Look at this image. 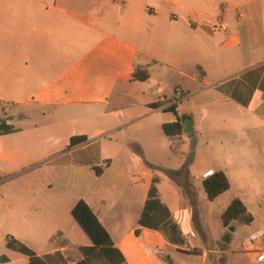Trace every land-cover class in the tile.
<instances>
[{
	"label": "crops",
	"instance_id": "1",
	"mask_svg": "<svg viewBox=\"0 0 264 264\" xmlns=\"http://www.w3.org/2000/svg\"><path fill=\"white\" fill-rule=\"evenodd\" d=\"M225 1L0 0V107L12 109L0 121L14 127L0 134V257H6L0 264L29 263L7 248L9 237L46 264H109L88 250L93 243L71 215L79 200L127 264H161L160 245L199 252V264H225V253L246 255L243 240V250L225 246L240 226L247 235L263 231L253 222L234 221V231L222 224L219 248L191 251L183 234L192 222L189 197L165 173L180 170L191 155V134L183 125L167 137L163 124L177 116L191 120L192 105L217 104L229 113L221 118L240 119L247 130L257 118L264 122V0ZM136 71L147 78H136ZM75 136L83 142L68 148ZM78 148L82 158L71 157L61 171L72 178L83 172L102 186L63 188L52 183L54 174L43 182V172L55 166L43 163ZM218 170L189 167L195 202L208 201L202 175ZM153 185L170 220L180 224L174 242L160 228L139 224ZM236 197L251 213L233 195L220 216ZM226 233L229 243L221 241Z\"/></svg>",
	"mask_w": 264,
	"mask_h": 264
},
{
	"label": "rangeland",
	"instance_id": "2",
	"mask_svg": "<svg viewBox=\"0 0 264 264\" xmlns=\"http://www.w3.org/2000/svg\"><path fill=\"white\" fill-rule=\"evenodd\" d=\"M224 1L220 0V2ZM9 110L12 109L8 108L7 105L0 107V116L2 115L1 112L6 114L9 113ZM222 114L229 113L222 112L221 107H218L217 104L200 105L198 107L192 105L190 119L195 121V132L189 135L187 142L188 147L191 149L190 152L193 159L190 166L194 168L203 167L204 169L210 166L216 169H222L227 172L228 178H230L231 189L215 200H197L194 208L191 206L189 199L186 202L191 207L192 214L193 211L196 212L197 218V222L192 220L188 229L183 232L186 244H188L191 251L199 247L209 249L214 246L219 248L218 232L222 229L219 212L233 195L240 197L248 204L254 216L252 228H260L264 232V143L261 141L264 137V122L262 119L257 118L254 120V124L251 125L253 129L247 130L243 128L240 119H236L235 122L231 115H228L229 117L227 118H221L220 116ZM61 139L60 137L53 144L55 148L61 146L63 142ZM84 145L85 143L81 146ZM79 149L73 155L66 156V154L65 156H61L63 157L61 159L55 158L49 164L43 163V169H46L47 165H55L54 171L51 169L49 172H43V182L49 179L48 176L50 174H54L52 183L54 185L57 183L61 184L63 188L77 182L84 183L86 187L93 185L91 189L100 185L102 186L101 183L93 181V179L87 177L83 172L72 178L61 171V165L71 157L82 158L85 151ZM56 169L59 171L60 176L57 175ZM188 188L189 185L186 183L184 189ZM184 189L183 193L188 197ZM191 195L193 196L192 192H190V197ZM115 206L118 209V205ZM179 226L180 224H177L178 228ZM160 230L167 233L165 229ZM204 234L207 239L204 238ZM247 234L248 229L240 226L232 234V244L225 246V249L227 251L231 249L238 250L239 248L243 250L239 244L245 236H248ZM262 240H264V237ZM246 245L249 247V251L245 252L246 255L239 253L238 256H234V253H225L224 255L229 260L225 264H255L253 259L256 258V251L264 250V243L256 244V242H252ZM256 245H259L256 251L251 252ZM160 250L161 264H199L201 260L199 252H182L162 245H160ZM216 257L217 255L212 257L214 259L213 263H217L215 261Z\"/></svg>",
	"mask_w": 264,
	"mask_h": 264
},
{
	"label": "trees",
	"instance_id": "3",
	"mask_svg": "<svg viewBox=\"0 0 264 264\" xmlns=\"http://www.w3.org/2000/svg\"><path fill=\"white\" fill-rule=\"evenodd\" d=\"M134 76L139 79L147 78V73L135 72ZM169 110L176 113L174 106L167 107ZM185 117L177 116L176 121L172 123L163 124V131L167 137H173L179 135L183 130V120ZM14 131V127L6 124L4 121H0V134H7ZM83 136H75L70 139L69 147L77 145L83 142ZM192 156L185 157L184 163L180 170L172 171L166 170V175L172 180L179 182V184L185 187V183L189 174V167L192 162ZM212 173L202 179V186L206 193L208 200H213L219 195L223 194L229 189V181L226 174L221 171H211ZM185 182V183H182ZM187 192L191 206L194 208V197L191 195L188 189H184ZM71 215L74 220L79 224L85 234L89 237L94 247H90L88 250H97L98 254L106 259L109 264H127L120 251L115 248L112 241L106 232V230L99 223L98 219L91 211L89 206L83 201L79 200L72 208ZM221 222L224 227L233 225L234 221H237L243 225H250L253 222V215L247 210L246 206L239 198H233L227 207L222 212ZM192 220L197 222L196 212L193 211ZM141 226H149L151 228L165 229L168 233L171 242L176 241L173 237L180 234L178 227L169 218L168 210L163 207L156 197V187L153 185L149 191V199L145 203V207L141 218L139 220ZM6 246L9 249L15 250L29 258L28 264H46L42 259L37 257L35 253L26 247L24 244L7 238ZM6 257L1 256L0 260L4 261Z\"/></svg>",
	"mask_w": 264,
	"mask_h": 264
},
{
	"label": "built area",
	"instance_id": "4",
	"mask_svg": "<svg viewBox=\"0 0 264 264\" xmlns=\"http://www.w3.org/2000/svg\"><path fill=\"white\" fill-rule=\"evenodd\" d=\"M217 28L220 29V30H224L225 29V25L223 23H218L217 25ZM211 174V171H208V172H205L202 177H206L208 175ZM264 237V232L261 231V230H256L252 233H250L247 237H245L243 239V244H247V243H252V242H258L260 240H262ZM256 263L257 264H263L264 262V251H260L259 253H257L256 255Z\"/></svg>",
	"mask_w": 264,
	"mask_h": 264
},
{
	"label": "water",
	"instance_id": "5",
	"mask_svg": "<svg viewBox=\"0 0 264 264\" xmlns=\"http://www.w3.org/2000/svg\"><path fill=\"white\" fill-rule=\"evenodd\" d=\"M184 129L186 131L187 134H192L193 133V127H192V123L189 120H185L184 123ZM229 231H234V228L232 226H230ZM221 241L224 243H229V234L226 233L222 238Z\"/></svg>",
	"mask_w": 264,
	"mask_h": 264
}]
</instances>
